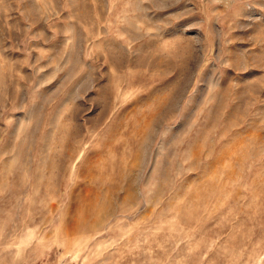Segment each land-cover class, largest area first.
Wrapping results in <instances>:
<instances>
[{
	"label": "rangeland",
	"instance_id": "obj_1",
	"mask_svg": "<svg viewBox=\"0 0 264 264\" xmlns=\"http://www.w3.org/2000/svg\"><path fill=\"white\" fill-rule=\"evenodd\" d=\"M0 264H264V0H0Z\"/></svg>",
	"mask_w": 264,
	"mask_h": 264
}]
</instances>
